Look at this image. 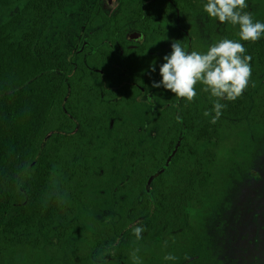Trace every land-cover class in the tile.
Wrapping results in <instances>:
<instances>
[{"label": "trees", "instance_id": "16d2710c", "mask_svg": "<svg viewBox=\"0 0 264 264\" xmlns=\"http://www.w3.org/2000/svg\"><path fill=\"white\" fill-rule=\"evenodd\" d=\"M206 2L0 0V260L159 264L160 252V264H225L212 220L249 169L246 138L264 132V37L241 41L251 79L242 96L221 101L216 123L203 85L192 102L152 87L156 63L142 82L151 32L160 30V66L173 41L206 52L239 40L238 26L210 18ZM262 2L247 0L254 21L264 22ZM200 16L207 44L189 28ZM132 29L148 43L113 44ZM108 193L111 205L97 209Z\"/></svg>", "mask_w": 264, "mask_h": 264}, {"label": "clouds", "instance_id": "9594fccd", "mask_svg": "<svg viewBox=\"0 0 264 264\" xmlns=\"http://www.w3.org/2000/svg\"><path fill=\"white\" fill-rule=\"evenodd\" d=\"M247 0H207L203 5L204 11L210 18L220 23H229L239 28V40L224 38L212 44L206 52L186 51L178 41L171 43V53L163 57L164 63L159 72L162 80L153 81L152 87L161 85L170 90L180 99L192 102L197 96V84L203 85V91L210 94L213 100L211 123L222 115L226 104L223 100L234 101L247 89L252 75L251 56L246 54V48L241 41L257 42L264 37V22L254 21L250 12L245 11ZM151 71L155 66L150 65ZM205 117L211 115L209 111L203 113ZM180 122L182 118L176 117ZM144 228L136 226L133 233L137 239L142 238ZM139 250L137 249L136 252ZM132 253L134 261L139 257ZM100 260L104 253H100ZM165 260H175L168 254Z\"/></svg>", "mask_w": 264, "mask_h": 264}, {"label": "rangeland", "instance_id": "374dc122", "mask_svg": "<svg viewBox=\"0 0 264 264\" xmlns=\"http://www.w3.org/2000/svg\"><path fill=\"white\" fill-rule=\"evenodd\" d=\"M106 1L108 6L119 4L117 0ZM260 6H264L263 2ZM189 28L199 34L201 42L209 43L210 28L203 17H197ZM246 142L247 148L235 149L233 154L246 148L242 156L249 169L246 172L242 170L243 179H236L212 220V233L218 245L216 254L225 264H264V132L253 130ZM110 197L108 193L105 203L95 204L96 208L111 205ZM108 209L115 211L114 207ZM159 254L156 256L160 264ZM55 259L44 253L17 258L7 256L1 258L0 264H58Z\"/></svg>", "mask_w": 264, "mask_h": 264}, {"label": "flooded vegetation", "instance_id": "af4514ba", "mask_svg": "<svg viewBox=\"0 0 264 264\" xmlns=\"http://www.w3.org/2000/svg\"><path fill=\"white\" fill-rule=\"evenodd\" d=\"M112 20L116 21L118 18V16H112L111 17ZM124 18H130L129 16H125ZM142 18L144 19H148L147 15L142 16ZM116 27V26H115ZM136 32H141V36L139 38H135L132 36L133 33ZM117 35L115 36L114 42L113 44H116L119 46L120 49H124V44L127 45H131L132 47H136L138 46L139 43H148L147 37H146V33L138 30V29H132L129 30L127 32V37L122 41V38H119L118 36H122L119 35L118 33H116ZM150 35L152 37H154L153 40H151V47H147V45H145V49L146 52L144 54V63H145V67H146V71L143 73V80L142 82L147 83L149 75H148V67L150 65H154L156 63V66L158 68V80L160 81V72H159V68H160V30L155 32H151ZM114 124V119L112 118L111 120V126H113ZM131 146V145H130Z\"/></svg>", "mask_w": 264, "mask_h": 264}, {"label": "water", "instance_id": "95a60500", "mask_svg": "<svg viewBox=\"0 0 264 264\" xmlns=\"http://www.w3.org/2000/svg\"><path fill=\"white\" fill-rule=\"evenodd\" d=\"M132 36L135 37V38H139V37L141 36V32L133 33ZM50 135H51V133L48 134V135L46 136V140L48 139V137H49Z\"/></svg>", "mask_w": 264, "mask_h": 264}]
</instances>
